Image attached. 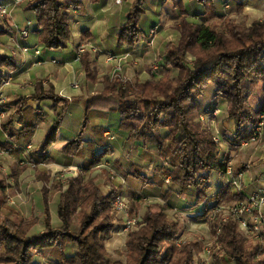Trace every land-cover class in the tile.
<instances>
[{"label": "trees", "instance_id": "obj_1", "mask_svg": "<svg viewBox=\"0 0 264 264\" xmlns=\"http://www.w3.org/2000/svg\"><path fill=\"white\" fill-rule=\"evenodd\" d=\"M144 1L132 0L125 23L117 34V43L133 48L142 40L139 23ZM195 1L203 6L205 13L216 17L213 0ZM71 6H77L76 0H33L29 4L27 10L34 14L38 43L44 49H64L71 42L66 14ZM218 19L223 20L198 24L181 13L172 25L178 39L166 47L161 65L163 75L159 79L143 82L127 79L123 84L118 76L103 77L104 89L85 102L84 123L91 109L116 112L122 130L143 146L155 148L166 165L159 169L160 175L169 178L179 193L193 188L197 204L205 198L209 174L223 175L227 167V159L220 158L211 134L198 120L206 111L199 106V99L212 87L215 106L212 109L218 108L220 102L226 103V119L232 121L237 140L246 135L248 124H256L264 110V21H253L245 26L222 16ZM79 62L86 78L97 82L98 71L91 66L87 52L80 54ZM14 68L11 58L0 56V85L7 79L4 70ZM257 90L260 101L256 108H251L248 102ZM29 99L53 103L56 117L42 145L45 153L55 142L68 102L43 92L40 84H36L35 94ZM25 102L26 99L19 100L14 112L4 122L0 120V132L21 136L13 127L17 119L24 137L30 135L31 126L25 125L21 116ZM99 134L95 145L100 146L101 151L91 156L88 167L100 164L112 152L103 145L102 130ZM12 146V143L0 142V149L11 150ZM166 147L171 148L170 151H165ZM80 152V136L62 148L66 156H77ZM136 178L146 183L145 178ZM44 181V230L30 237L28 233L34 220L10 218L1 210L6 184L0 171V264H34L35 257L44 251L63 255L65 247L71 243L77 245V251L70 257L64 256V264H194L195 254L205 247L203 242L194 239L176 244L178 225L168 220L162 211L154 212L149 206L142 220L126 236L124 261H112L106 256L104 243L116 219L112 206L114 193L103 194L94 179H86L84 172L69 177L64 184L50 183L48 177ZM49 193H59L56 216L60 226L57 228L50 221ZM215 199L217 203L244 200L230 185L221 186ZM203 210L204 213L197 216L205 217L210 211L207 207ZM218 222L215 220L214 226ZM219 227L216 242L211 246L214 264H224V259L232 264H264V232L262 244L260 240L243 236L235 221H226ZM211 235L215 236L213 228Z\"/></svg>", "mask_w": 264, "mask_h": 264}, {"label": "crops", "instance_id": "obj_2", "mask_svg": "<svg viewBox=\"0 0 264 264\" xmlns=\"http://www.w3.org/2000/svg\"><path fill=\"white\" fill-rule=\"evenodd\" d=\"M32 2L33 0H22L15 6L10 5L4 22H0V48L6 50L5 55L2 56L11 58L15 64L14 69L4 70L7 79L0 85L7 100L6 113L1 122H4L14 112V105L19 100L26 99L21 116L24 118L25 125L31 126L32 129L30 135L24 137L21 126L16 124L17 119H14L13 127L21 136L16 137L9 133L0 132L1 143L13 144L11 150L0 149V152H6V155L0 156V171L6 184L1 206L2 212L12 211L13 214L8 215L10 218L34 220L35 223L29 230L28 236L40 234L44 230L45 220L42 191L45 185L44 178L48 177L49 180L48 175L53 169L76 167L83 170L81 167H83L82 163H84L85 158H78L80 156L76 155L66 156L62 153V148L67 142L80 136L81 148L90 147V156L98 154L101 147L96 146L95 142L98 139L97 136L101 135L99 134L100 130H102V136L109 137L107 140L111 142H107L109 146H106L112 150L100 164L105 163L104 159H108L117 170L119 169L121 173L119 176L124 177L125 180L124 184L119 181L114 182L110 190L104 188L103 193L105 195L114 193L113 197H115L119 191L123 193L124 197L135 199L139 203L146 199L158 200V202L165 204L168 209L170 207L184 210L188 214L193 213L194 215L204 213V207L211 209L213 203L216 202L214 197H216L220 187L224 185V175L217 172L209 174L208 188L205 198L200 204L195 201L193 188V195L190 193L187 195L188 190L179 193L175 187L171 186V190H166L161 198L162 193L159 192L161 189L156 184L147 178H145L146 183L136 178V176L147 177L149 175L146 173L147 166H144L145 163H136V165L143 166L139 172L136 169V172L133 173L131 169H134L132 166L135 165L136 158L132 155L129 157L127 150H124L129 145L128 152L130 154L133 152L134 146H137L136 154L141 153L140 155L144 156L145 154L151 155V151L148 150H152V146H143L140 142L135 141L131 134L122 130L116 112L91 109L88 114V121L84 123L85 102L90 96L104 89V83L101 81L103 77L110 78L113 64L105 62L104 54L130 52L131 57L127 60L124 69L133 82L159 79L163 75V72H159L162 71L161 65L166 56V47L178 39V33L172 29L173 24L171 22L176 23L182 13L188 20L204 24L210 14L205 13L203 6L195 0H145L143 4L144 13L139 23L143 38L136 46L128 48L117 43V34L120 27L125 23L132 0H121L119 4L115 0H76L77 6H71L66 12L70 23L72 47L49 50L44 49L38 43V33L33 27L34 14L27 10ZM223 2L224 0H213L214 14H223ZM231 10L234 17L237 18V16L242 15L243 18L248 19V26L253 21L264 20V0H234ZM26 23L29 24V34L27 38L23 39L17 34L16 28H22ZM168 23L171 24V28H169L170 24ZM156 25L159 26V30L153 47L149 49L147 47L148 34L150 29ZM14 43L29 48L30 55L25 56L19 53L16 58H12L9 55V50L14 48ZM78 46L86 47L91 66L98 71L97 82L95 83L86 78L84 69L77 58ZM90 46L96 47L99 51L98 54L90 52ZM34 50H39L40 53L34 56ZM35 59H40L42 64L35 65ZM52 60L57 61V63L53 64ZM153 61H158L160 64V69L156 73L150 70V64ZM134 62L135 64H133ZM73 83L77 84L76 88L72 86ZM36 84L42 86L43 92H49L68 102L56 133L55 142L47 148L45 153L42 152V145L53 125L56 114L52 101L36 102L29 99L35 94ZM211 103H213V96L211 101H208L201 108L207 110ZM61 105L62 103L58 106ZM27 112H29L28 115L25 114ZM222 113L224 115L222 120L224 121H222L221 128L224 132L226 129L224 123L226 122L227 133L225 135H227L229 144H232V149L230 153L222 150L221 156L227 159V165H230L233 173H242V189L239 193L246 199L255 192L257 187L264 186V141L246 147L241 146L246 135L241 140L239 139L240 141L237 140L232 122L225 119V111ZM111 137L113 139H110ZM29 142H32V148L26 151L24 145ZM32 161L35 162L34 165H37L36 168L30 166ZM125 163L128 167L124 173L122 168L126 165ZM15 167H17L16 171L13 170ZM165 185L167 184L165 183ZM49 195L47 201L50 221L51 225L57 228L60 226L56 216L59 193H53L54 198L51 200L48 198ZM188 197L189 199H187ZM8 200H12L14 204H9ZM262 213L264 216V208ZM118 224L117 222L116 225L118 226ZM116 232L111 234L123 237L121 240L125 249V235H118L120 232ZM114 236L110 237L107 241L108 244L105 243V249L110 246V251H117L114 250L117 244L110 242V240L115 239ZM119 239L117 238V240ZM76 251L77 245L75 243L67 245L63 255L57 251H44L35 257L34 264H64L62 258L64 256L70 257Z\"/></svg>", "mask_w": 264, "mask_h": 264}, {"label": "built area", "instance_id": "obj_3", "mask_svg": "<svg viewBox=\"0 0 264 264\" xmlns=\"http://www.w3.org/2000/svg\"><path fill=\"white\" fill-rule=\"evenodd\" d=\"M4 1V2H2ZM22 0H0V22H4V18L8 14V9L10 5H17ZM121 0H115L117 4L120 3ZM234 0H224L223 2V13L229 12L231 9V5L233 4ZM245 8V7H244ZM16 32L20 35L21 38H27L29 34V24L26 23L22 26V28H16ZM159 26H154L150 29L148 34V42L147 47L151 49L155 42V37L158 33ZM14 48L9 50V55L12 58H16L18 54H23L25 56H29V48L21 47L18 44H13ZM5 49L0 48V56L5 55ZM89 51L93 54H98V49L94 46L89 47ZM86 52L85 46H78L77 50V58L79 59L80 54ZM34 56H37L40 52L39 50H34ZM131 57V53L127 52L125 54H113L107 53L104 54L105 62L113 64L110 77L118 76L121 80V83H125L127 79H129L127 73L125 72L124 66L127 64V60ZM53 64H56L57 61L52 60ZM42 62L40 59H35V65H41ZM135 64V62L133 63ZM159 63L158 61H153L150 64V70L153 73L159 71ZM6 85V84H4ZM73 87H77L76 83L72 84ZM7 104L6 97L4 96L1 88H0V120H2L5 116V106ZM220 113L219 108H214L212 112V117L216 118L217 115ZM211 120L212 127L215 129V134L212 136V140L214 144L219 148H225L226 153L229 151V147L226 144L228 141L219 130L215 127L216 120ZM263 126H264V113L260 114L258 117V121L256 124H248L246 133V139L241 142V146L246 147L250 144H258L263 139ZM110 139H113L111 137ZM32 148V142H29L24 145V149L26 151ZM6 155L5 151L0 152V156ZM221 156L220 158H223ZM1 166V165H0ZM30 166L35 167L33 163ZM76 171L69 170V167L66 171L60 174L58 180L60 183L64 184L69 177H77L78 175L83 174V170L78 168H74ZM1 170V169H0ZM224 185H230L235 192H240L242 189V173H233L232 168L230 165H227L226 172L223 174ZM113 176L111 175V179ZM164 182L167 185H170L171 182L169 178L165 179ZM9 204H14L12 200H9ZM112 206L116 212V218L120 220V232L124 233L125 235L133 230L137 224V219L133 218L130 213V207L123 196L119 193H116L114 200L112 202ZM264 208V186L257 187L255 192L249 196L248 198L236 201L230 204L224 203H217L214 202L208 218L209 221H213L218 218L217 226H213V230L215 231V236L212 237V242L209 244H205L202 252L199 254H195L194 256V264H214L213 260V253H212V244L216 242L217 235L220 231V224L226 221H235L239 231L245 237H252L254 239L261 241V234L264 232V216L262 210ZM197 217V216H194ZM181 240H176V244L181 243Z\"/></svg>", "mask_w": 264, "mask_h": 264}, {"label": "rangeland", "instance_id": "obj_4", "mask_svg": "<svg viewBox=\"0 0 264 264\" xmlns=\"http://www.w3.org/2000/svg\"><path fill=\"white\" fill-rule=\"evenodd\" d=\"M231 10V9H230ZM232 14V10L229 11V12H226V14H220V15H216V17L212 16L211 14L208 15V18H207V22H218L220 23L223 19H218V17L222 16L223 18H227V19H232V20H235L236 22L240 23V24H243L245 26H248V19L246 18H243L242 15L240 16H237L234 17ZM264 21V20H262ZM170 24V23H168ZM171 24H174L173 22H171ZM171 24L169 25V28H171ZM67 47H72L71 46V42H69L67 44ZM188 59L190 60L191 57L188 56ZM126 72V71H125ZM163 72V69L162 71H160L159 73ZM173 75L175 73H172ZM128 75V74H127ZM129 76V75H128ZM129 79H131L130 77H128ZM207 94V95H206ZM212 87H209L205 94L199 99V106L200 107H204V105L206 103H208V101L210 102L211 99H212ZM259 101H260V92L257 90L256 93L249 99V106L251 108H256L259 104ZM214 102V101H213ZM214 106L213 103H211L209 105V107L207 108V110L203 113H201L200 117H199V122L201 123V127L206 129L210 134H211V137L215 134V129L212 127V124H211V120L214 118L212 117V112L214 111V109H212ZM220 110V113L217 115L216 118H214L216 120V124H215V127L219 130V132L225 137L227 138V135H225V133H227V123L225 122L224 123V127L226 126V129L225 131L223 132L222 131V128H221V124H222V118L224 117L222 111H225L226 113V110H227V105L226 103H222L220 102L217 106ZM7 107H5L6 109ZM225 109V110H224ZM28 111V110H27ZM206 113V114H204ZM263 113H264V110H263ZM26 115L29 114V112L25 113ZM226 119V118H225ZM227 120V119H226ZM231 121V120H230ZM232 122V121H231ZM226 124V125H225ZM233 124V123H232ZM233 129H234V125H233ZM58 140L60 138H57ZM102 139H103V145H107L109 146V144L107 142H111V141H108L107 139H109L108 136H102ZM264 141V138L259 142H263ZM233 142V141H231ZM226 144L228 145L229 147V151L227 153H230L231 149H232V144H229V142L227 141ZM167 146V145H166ZM127 148V149H126ZM126 148L124 150H127V154L129 155H132V157H135L136 158V162H135V165L132 166L134 169L131 171L136 172V169L138 170H141V166L143 165H136V163H139V162H144L145 165L144 166H147L146 170H147V174H149L147 177H143V178H147L150 182L156 184L161 190L159 192H161V198L163 196V193L166 191V190H171V186L172 185H165L164 183V180L166 178H163L160 173H159V169L160 168H163L165 167V163L159 159L158 157V153L157 151L155 150L154 147H152V150H148V151H151V155H147L145 154L144 156L143 155H137L136 154V151L138 149L137 146H134L133 148V152H131L129 154L128 152V149H129V145L126 146ZM151 148V147H150ZM220 151V156L222 154V150L225 151V148H219L217 147ZM91 148L88 147V146H85L83 149H82V152H80L77 156H80L78 158H82L84 157L85 161L83 164V167H81V169H83V172H84V176L87 178H90V179H94V181L96 182V184L98 185V187L101 189V191L103 192V189H107V190H110V188L112 189V184H114V182H122V184H124V177H120L119 175H121L119 169L117 170L116 167H114L112 165V163L109 162L108 159H104V162L105 163H102V164H98V165H95V166H92V167H88L87 164L91 158L90 156V153H91ZM165 149V148H164ZM171 149V148H170ZM170 149H168V147H166L165 151H170ZM31 150V149H30ZM132 150V149H131ZM226 152V151H225ZM225 154V153H224ZM106 157V156H105ZM104 157V158H105ZM36 159V158H35ZM32 163H35L32 161ZM126 164V163H125ZM35 166H37L35 164ZM127 164L123 166L122 168V171L125 173L126 169H127ZM16 168H13L14 171H16ZM36 168V167H35ZM74 168L76 167H69V170H72V171H76ZM68 168L66 169H53V171H51L49 173V182L52 183L53 181L56 183H60L58 178L60 176V174H62L64 171H66ZM111 175L113 176V178L111 179ZM145 181H147L145 179ZM62 184V183H61ZM105 192V191H104ZM118 193L124 197L123 193L119 192ZM187 195L188 193L192 194L193 195V191H192V188L188 189V191L186 192ZM49 199H53V193H49ZM104 194V193H103ZM153 195V194H152ZM171 195V194H170ZM153 197H155L153 195ZM125 200L127 201L129 207H130V213H131V216L135 219H137L138 222H140L142 220V217H143V214L144 212L147 210V208L149 206L153 207V211L156 212V211H162L166 218L170 221H172L173 223H176L178 225V228H179V234L176 238V240H185V239H188V240H191V239H194V240H199L201 242H203L204 244H209L212 242V235H211V231H212V228L215 224V220H217L218 218H216L215 220L213 221H209V218H208V215L209 213L205 216V217H202V216H197V215H194L193 213H189L184 211V210H177L175 208H170L169 209L167 208V206H165V204H163L162 202H158V200H154V201H150L148 199L146 200H142V202H137V200L135 199H130L129 197L125 196L124 197ZM144 199V198H143ZM189 199V197L187 198ZM214 200H215V197H214ZM9 203V200L7 201ZM224 204H230L231 202H223ZM170 204V203H169ZM171 205V204H170ZM210 212V211H209ZM4 213V212H3ZM12 213V211H5V215L8 216ZM13 214V213H12ZM116 216V215H115ZM194 216H197V217H194ZM119 223L118 226L116 225V223ZM137 222V223H138ZM121 221L119 220L118 221V218L115 219L114 221V227L111 231V233H118L120 232V226H121ZM75 225V223H74ZM130 232V231H129ZM128 232V233H129ZM110 233L108 239L105 240V243L108 244L109 242V239L111 236H114ZM127 233V234H128ZM127 234L125 235L124 233L120 232L118 233V235H125V237L127 236ZM113 238H115L114 240H110L111 244H117L114 248V250H117V251H110V246L107 247L106 249V256L108 259L112 260V261H121L123 262L124 261V258H125V249H124V245L122 243V240L121 236H114ZM117 238H120L119 240H117ZM126 239V238H125ZM116 240V241H115ZM120 241V242H118ZM114 242V243H112ZM115 242H118V243H115ZM104 243V245H105ZM122 246V247H121ZM113 252V253H112ZM224 264H232V263H228L226 262V259H224L223 261Z\"/></svg>", "mask_w": 264, "mask_h": 264}]
</instances>
